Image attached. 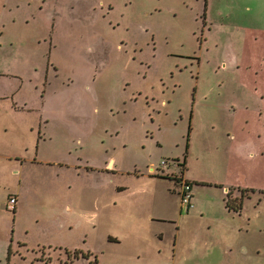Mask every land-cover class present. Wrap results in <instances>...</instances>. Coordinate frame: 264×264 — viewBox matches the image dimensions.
Instances as JSON below:
<instances>
[{"label": "rangeland", "instance_id": "374dc122", "mask_svg": "<svg viewBox=\"0 0 264 264\" xmlns=\"http://www.w3.org/2000/svg\"><path fill=\"white\" fill-rule=\"evenodd\" d=\"M204 2L0 0V264H264V0Z\"/></svg>", "mask_w": 264, "mask_h": 264}, {"label": "flooded vegetation", "instance_id": "af4514ba", "mask_svg": "<svg viewBox=\"0 0 264 264\" xmlns=\"http://www.w3.org/2000/svg\"><path fill=\"white\" fill-rule=\"evenodd\" d=\"M208 8H209V0H205V2H204V9H203V13L201 15V18H202V23H203V27H204L203 30L207 29L209 31V30H211V23L209 22L208 16H207ZM181 56L184 57L185 55H181ZM187 57L191 58V59H188V60H190L191 64L197 63V62L199 63L200 62V58L198 56L188 55ZM46 79H48V76H46ZM46 82H47V80H46ZM46 82L44 83V85H46ZM43 90L45 92V89H43ZM138 95H141V93L139 92ZM146 97H148V96H146ZM137 98L138 97L136 96V99ZM192 117H193V110L191 111V119H192ZM185 159H187V158L184 157V160ZM56 164L59 165V166H67V167L70 166L69 164L62 162L61 160H59ZM85 166H86V170L92 169V167H90L87 163L85 164ZM110 167H111V161H109L106 164V168H110ZM235 186L236 187H233V190L236 189L239 193H238V195H236L235 197H231V199H230L229 197H230L231 191L229 190V191L226 192V195H227L226 208L229 211H232L233 213H239V214H241L246 200L248 198H250L253 195V193L256 192V190L254 188L242 187L240 185H235ZM18 203H19V196L17 198L16 208L13 209V211L15 213H16V211H18ZM227 203L229 204V206L227 205ZM184 206L185 205H183V204L181 205V209L183 210L182 212H190L191 211V208H189L187 206L185 208ZM238 209H240V210H238ZM18 244H21V245H25L26 246V243H24V242L22 243V242H19L18 241ZM35 247H37V246H34L33 248H35ZM28 248L31 251L33 250V248L32 249L30 247H28ZM85 250H87V251L84 252L80 248L79 249L78 248H75L73 250V253L68 250L66 253L68 255V259L71 261V262H68V264H71V263L73 264V262L75 260L80 259V258L86 259L88 264H99V258H98V256L97 255H94V253L90 249H85ZM71 254H73V255L71 256ZM90 257H92V258H90Z\"/></svg>", "mask_w": 264, "mask_h": 264}, {"label": "built area", "instance_id": "2783aa9c", "mask_svg": "<svg viewBox=\"0 0 264 264\" xmlns=\"http://www.w3.org/2000/svg\"><path fill=\"white\" fill-rule=\"evenodd\" d=\"M183 189L181 192V201L182 204L192 208L194 207V202H193V194H192V185L186 181L183 182L182 184ZM17 204V196L11 195L8 203V208L10 209H15Z\"/></svg>", "mask_w": 264, "mask_h": 264}, {"label": "trees", "instance_id": "16d2710c", "mask_svg": "<svg viewBox=\"0 0 264 264\" xmlns=\"http://www.w3.org/2000/svg\"><path fill=\"white\" fill-rule=\"evenodd\" d=\"M227 205L229 206V204L227 203ZM241 208V207H240ZM240 210V209H238ZM11 255H12V250L11 248L9 249V253H8V264L10 263V259H11Z\"/></svg>", "mask_w": 264, "mask_h": 264}]
</instances>
